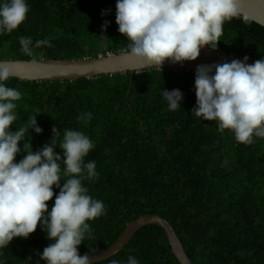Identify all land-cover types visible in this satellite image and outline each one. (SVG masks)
Masks as SVG:
<instances>
[{"label": "trees", "instance_id": "16d2710c", "mask_svg": "<svg viewBox=\"0 0 264 264\" xmlns=\"http://www.w3.org/2000/svg\"><path fill=\"white\" fill-rule=\"evenodd\" d=\"M27 2L24 24L0 36V61L31 60L21 35L33 43L49 39L52 47L33 49L44 60H82L128 48L116 24L117 0ZM220 40L217 49L228 54L250 62L264 58V27L250 19L226 22ZM195 73L164 68L76 82H7L22 93L12 131L33 115L43 130H29L16 162L26 154L24 143L33 151L50 143L53 127L82 131L94 142L86 161L96 162L98 177L84 185L106 212L89 222L79 253L111 247L128 223L151 214L174 227L194 264H264V139L241 144L215 121L192 115ZM163 89L183 93L179 109L168 110ZM86 112L93 114L90 121L77 119ZM55 151L62 155L58 146ZM53 191L59 194L55 186ZM54 201L55 195L49 211ZM51 243L38 225L28 239L15 238L2 250L0 264H44L37 253ZM130 255L140 264H180L157 226L141 229L122 252L98 264Z\"/></svg>", "mask_w": 264, "mask_h": 264}, {"label": "clouds", "instance_id": "9594fccd", "mask_svg": "<svg viewBox=\"0 0 264 264\" xmlns=\"http://www.w3.org/2000/svg\"><path fill=\"white\" fill-rule=\"evenodd\" d=\"M27 0H0V36L11 34L24 24L29 13ZM234 18L247 22L240 0H117L118 31L128 38L126 55L137 64L162 69L165 62L183 65L196 61L201 50H216L224 24ZM109 26L105 21L102 28ZM22 51L33 65L43 53L33 49L52 47L49 39L33 43L19 36ZM112 54V53H108ZM107 55V54H106ZM232 60L222 64L198 65L195 73L196 107L192 115L203 121H215L220 132L229 131L236 142L252 144L264 139V58L248 63ZM14 73L7 61H0V254L15 238L28 239L38 225L54 241L37 253L44 264H91V258L79 253V246L90 233V221L105 214L103 201L89 195L84 181L98 177L96 162L86 161L94 142L84 132L52 128L53 138L39 151L20 144L29 130L42 134L36 115L15 127L20 90L7 86ZM169 111L182 106L179 89L162 90ZM91 112L78 120L92 119ZM62 149L58 154L56 147ZM53 186L59 189L56 195ZM55 201L49 211L48 202ZM39 264V262H37ZM111 264H140L135 256Z\"/></svg>", "mask_w": 264, "mask_h": 264}, {"label": "water", "instance_id": "95a60500", "mask_svg": "<svg viewBox=\"0 0 264 264\" xmlns=\"http://www.w3.org/2000/svg\"><path fill=\"white\" fill-rule=\"evenodd\" d=\"M240 10L243 16L264 27V0H240ZM232 60H243L234 54H228L220 49L212 50L210 48L202 49L201 55L196 61H186L181 64L173 65L165 62L162 69L170 71L191 72L197 70L198 65H214ZM12 72L13 78L21 81L30 82H76L81 79H93L99 76L123 75L131 73H141L149 68L137 64L126 52L118 54L99 55L95 58H85L82 60H42L38 65L31 64L26 60H7ZM249 64L254 62L248 61ZM161 70V69H157ZM157 226L161 228L170 244L173 255L180 264H194L181 242L174 227L164 218L158 215H144L128 223L124 232L117 241L109 248L97 252L80 253L81 256L87 254L91 258V264H98L109 260L122 252L135 238L137 233L146 227Z\"/></svg>", "mask_w": 264, "mask_h": 264}]
</instances>
